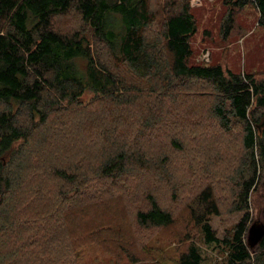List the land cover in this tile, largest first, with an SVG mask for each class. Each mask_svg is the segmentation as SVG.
Returning <instances> with one entry per match:
<instances>
[{
    "label": "trees",
    "instance_id": "obj_1",
    "mask_svg": "<svg viewBox=\"0 0 264 264\" xmlns=\"http://www.w3.org/2000/svg\"><path fill=\"white\" fill-rule=\"evenodd\" d=\"M222 2L225 38L244 31L250 5L264 26V0ZM72 13L82 26L63 31L57 20ZM198 29L190 0H0V264H77L85 213H109L120 186L118 199L143 196L139 230L172 225L154 186H172L175 156L195 165L184 191L205 242L224 264H264V239L254 254L246 243L251 193L264 184V75L194 62ZM239 134L237 163H222L221 137ZM143 172L149 189L129 181ZM224 195L243 215L219 238L210 220ZM177 260L204 257L191 241Z\"/></svg>",
    "mask_w": 264,
    "mask_h": 264
},
{
    "label": "rangeland",
    "instance_id": "obj_2",
    "mask_svg": "<svg viewBox=\"0 0 264 264\" xmlns=\"http://www.w3.org/2000/svg\"><path fill=\"white\" fill-rule=\"evenodd\" d=\"M164 1L152 0V3L158 6ZM190 3L195 10L199 27L197 34L192 38L194 62L222 64L226 70L253 73L257 78L262 77L264 75V26L259 23L257 9L250 5L245 8L241 16L239 15L237 27L240 30L243 29L244 33L241 32L233 37L225 38L220 31L226 11L222 0H190ZM57 24L61 26L63 31H72L82 26L79 18L73 13L59 18ZM92 96L93 94L89 93L83 99L88 101ZM241 136L239 134L227 141H224L223 137H221L223 143L220 141L222 143L220 150L224 149L221 153L222 163L225 160L237 163L233 154L241 144ZM214 145L216 146L213 147H217L218 144ZM205 147L209 148L208 145H205ZM175 157L174 170H170V174L176 178L172 186L165 184L154 186L157 187V194L163 204L162 206L171 210L174 216V223L157 230H139L140 228L135 223L133 211L138 209L141 201H136V199H142L143 196L138 195L136 198L133 193L130 197L122 196L123 198L118 199L115 197L116 192L120 195L128 194L120 186L112 193V197L109 194L111 198L107 197L112 199L111 202L107 205L103 203L109 206V213L105 212L99 215L94 204H92V210L89 209L88 213H85L86 217L84 219L86 220H83L81 225L85 240L78 249L80 256L77 264H176L178 256H180L186 244L191 241L196 242L200 247L204 257L203 264L225 263V254L222 247L214 244L208 245L205 242L201 228L193 223L189 214V204L193 199L186 203V191L184 190L192 187V178L195 179L192 166L195 167V165L186 159V162H190V167H188L183 161L181 163L179 159L178 163ZM146 173L143 172V175H140L137 179H135L136 177L131 179L128 177V179L129 181L131 180V183L141 180V186L145 184L148 177L156 176L153 171L148 177H146ZM203 173L207 174L206 171H199L197 178L202 179L201 175ZM148 181L152 183L151 178H148ZM197 184L194 183L193 186H197ZM144 186L146 187L145 189L150 188L146 185ZM258 189L263 192L264 184L258 185L257 189L252 191L251 196ZM190 191L193 192L194 190ZM220 191L224 193L222 188H220ZM146 192L147 190H143V194ZM263 193L261 196L264 197ZM221 194L218 193V196ZM130 198L132 199L131 203L129 201ZM219 199L221 200L223 211L219 215L211 216L210 222L216 236L223 238L231 234L233 226L240 220L243 211L234 212L231 210L230 199L225 197V195ZM250 200V210L254 214V200ZM263 201L264 199L260 200V203H263ZM127 203L129 204L128 206H126ZM89 206H85V208ZM82 207L85 209L84 202H82ZM98 212L100 211L98 210ZM47 218L51 219L50 217ZM121 219H124L129 226L133 227L127 229V224L123 225ZM105 222L108 224H103ZM103 225L108 226L106 229L108 234L104 232V229H99ZM117 234H121L123 237H118L120 235L117 236ZM186 237L187 240H184Z\"/></svg>",
    "mask_w": 264,
    "mask_h": 264
},
{
    "label": "water",
    "instance_id": "obj_3",
    "mask_svg": "<svg viewBox=\"0 0 264 264\" xmlns=\"http://www.w3.org/2000/svg\"><path fill=\"white\" fill-rule=\"evenodd\" d=\"M263 126L264 120L259 127L262 128ZM263 192L261 189H258L251 196V199L254 200V214L253 220L246 232V243L253 254L257 252L264 239V201L260 203V200L264 199V197L261 196Z\"/></svg>",
    "mask_w": 264,
    "mask_h": 264
}]
</instances>
